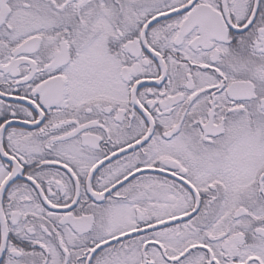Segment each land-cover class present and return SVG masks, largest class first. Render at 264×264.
I'll return each mask as SVG.
<instances>
[{"label":"snow or ice","instance_id":"1","mask_svg":"<svg viewBox=\"0 0 264 264\" xmlns=\"http://www.w3.org/2000/svg\"><path fill=\"white\" fill-rule=\"evenodd\" d=\"M0 264H264V0H0Z\"/></svg>","mask_w":264,"mask_h":264}]
</instances>
